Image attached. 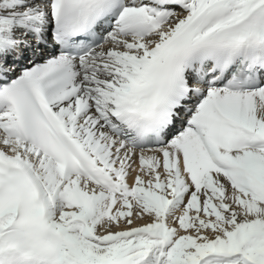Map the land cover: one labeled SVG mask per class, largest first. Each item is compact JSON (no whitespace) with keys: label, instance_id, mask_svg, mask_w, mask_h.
I'll use <instances>...</instances> for the list:
<instances>
[{"label":"snow or ice","instance_id":"snow-or-ice-1","mask_svg":"<svg viewBox=\"0 0 264 264\" xmlns=\"http://www.w3.org/2000/svg\"><path fill=\"white\" fill-rule=\"evenodd\" d=\"M0 264H264V0H0Z\"/></svg>","mask_w":264,"mask_h":264}]
</instances>
